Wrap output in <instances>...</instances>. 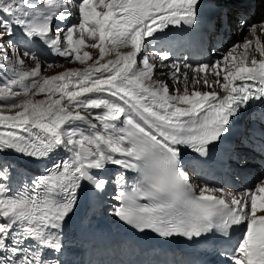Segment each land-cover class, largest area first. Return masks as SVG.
<instances>
[{"label": "snow or ice", "instance_id": "6c2138e0", "mask_svg": "<svg viewBox=\"0 0 264 264\" xmlns=\"http://www.w3.org/2000/svg\"><path fill=\"white\" fill-rule=\"evenodd\" d=\"M204 6L0 0V264H72L65 228L82 195L107 202V214L138 234L211 241L215 264H264V175L240 191L197 182V166L245 121L244 152L231 159L240 168L250 156L264 161V20L242 19L237 30L254 39L234 43L220 60L174 58ZM220 26L209 19L207 30ZM45 52L92 63L45 77L42 69L58 66ZM156 61L176 87L154 79ZM17 157L45 163L44 173L25 176Z\"/></svg>", "mask_w": 264, "mask_h": 264}, {"label": "bare ground", "instance_id": "6f19581e", "mask_svg": "<svg viewBox=\"0 0 264 264\" xmlns=\"http://www.w3.org/2000/svg\"><path fill=\"white\" fill-rule=\"evenodd\" d=\"M255 20H252V22ZM119 234H115V236H118ZM121 243V241H120ZM94 258L95 260H113L112 256L108 252H102L101 250L94 251ZM116 259H122V258H116ZM146 260V259H143ZM153 261V260H150Z\"/></svg>", "mask_w": 264, "mask_h": 264}]
</instances>
